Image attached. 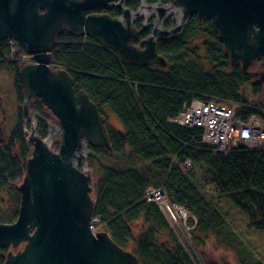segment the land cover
<instances>
[{
    "label": "trees",
    "instance_id": "obj_1",
    "mask_svg": "<svg viewBox=\"0 0 264 264\" xmlns=\"http://www.w3.org/2000/svg\"><path fill=\"white\" fill-rule=\"evenodd\" d=\"M157 1L145 0L149 4ZM125 6L134 11L139 0H128ZM108 14L119 17L110 10ZM171 26L170 19L164 22L165 28ZM196 27L192 15L181 34L158 40V53L167 59V67L123 63L113 50L90 36L84 38L66 29L57 33L50 47L52 63L66 69L76 94L85 92L101 115L104 107L109 108L123 127L122 131L105 127L110 150L87 143L86 162L94 189L93 218L114 243L131 251L139 264H201L194 249L209 235L218 246L234 253L236 264H264V255L255 254L243 240L209 188H215L216 199L227 197L236 209L250 216L248 229L264 232V151L238 148L215 152L203 142L200 128L169 122L193 99L248 102L240 88L252 78L239 66H229L222 44L209 25L204 33L211 43L203 47L206 60L214 67L206 71L197 60L198 48L188 47ZM151 31L152 24L139 33V39ZM6 41L0 40V59L8 53ZM6 65L15 68L14 92L22 102L25 93L20 66ZM261 88L259 83L250 84L252 95L260 96ZM28 105L29 112L36 114L37 136L45 138L46 107L36 97ZM252 105L264 107L261 102ZM250 114L252 111L245 110L240 115L246 118ZM29 147L21 120L7 137L0 135V223H13L17 218V183L25 173ZM197 171L205 176L204 184L197 180ZM156 188L162 189L171 206L181 207L189 215L186 225L192 244L181 242L180 231H174L160 206L147 200V191ZM7 197L9 201H5ZM9 247L0 248V264Z\"/></svg>",
    "mask_w": 264,
    "mask_h": 264
},
{
    "label": "water",
    "instance_id": "obj_2",
    "mask_svg": "<svg viewBox=\"0 0 264 264\" xmlns=\"http://www.w3.org/2000/svg\"><path fill=\"white\" fill-rule=\"evenodd\" d=\"M165 1L168 6L156 8L158 19L178 8L179 22L169 29L154 27L136 47L140 31L131 27L128 9L120 19L98 13L111 7L110 0H0V40L13 38L34 61L19 70L26 100L38 98L61 128L55 153L40 138L31 139L34 149L18 187L17 218L0 223V248L24 246L15 254L9 252L2 264H139L108 232L90 230L94 201L90 177L80 171L81 151L84 142L104 150H110V143L105 120L87 94L75 93L67 71L49 67L50 47L63 27L74 35L94 38L123 63L167 67V59L158 53V40L175 36L191 15L199 22L209 20L229 66L238 65L261 84L264 99V0ZM121 5L122 0L116 4ZM257 63L259 68L252 70ZM23 115H27L26 104Z\"/></svg>",
    "mask_w": 264,
    "mask_h": 264
},
{
    "label": "rangeland",
    "instance_id": "obj_3",
    "mask_svg": "<svg viewBox=\"0 0 264 264\" xmlns=\"http://www.w3.org/2000/svg\"><path fill=\"white\" fill-rule=\"evenodd\" d=\"M158 5H160L158 1L155 4H149L143 2L141 3L140 6H138L136 10L134 11L132 10L133 27L138 31H140L141 29L139 28V26H137V24L143 23L145 27L146 25L152 24V29L154 27L163 29L165 28L164 22L167 18H171L173 25L179 22L178 18L180 16V10L178 8H172L168 10L166 16H164L161 20H159L158 12L156 9ZM122 6L123 8H125V4H122ZM136 13L139 14L136 15ZM134 14L136 16H134ZM195 36L198 37H196V39L190 40L191 45L189 44L188 47H190L191 49L198 48L196 53L197 60L204 65L206 71H209L214 66L211 63H209V61L206 60L207 56H206L205 48L203 47V43L204 41L207 40V37L199 33H196ZM137 43L138 42L134 43L136 47L138 46ZM0 51H2V49H0ZM24 59L26 62H30L29 55L25 56ZM6 64L7 63H0V135L1 137H7V135H9V133L15 127L17 121L21 120L22 131L24 132V139L30 146L29 147L30 155L28 156L29 159L31 158V152L34 149L31 139L33 137L36 138L38 137L35 132V128L37 126L36 114L33 111L29 112L30 105L27 104L29 103V101L26 100L25 94H24L25 96L24 102H19L17 96L15 95L14 87H13V82L15 78V68L13 65H6ZM253 82L257 83L254 79H251V82L243 84L240 90L245 92V98L246 100H248L247 104L252 105L253 103L261 102L264 105V99L262 98L261 94L260 96L259 95L255 96L252 95L251 93L250 84ZM24 104H27L26 116L23 115V110H22ZM260 108H264V107H260ZM46 110H47L46 124L48 127V135L45 138H40V139L44 140L48 137H50V139H53L54 144L53 146L52 145L50 146L51 148L50 152L55 153L58 150L61 142V128L57 118L53 116V114L50 112V110L47 107ZM102 116L105 120V127L109 126L116 130L122 131L123 127L120 120L116 117V115H114V113L109 108L104 107ZM81 153L84 157L83 165L81 168L82 171L90 177V188H91L90 195L94 201L93 179L91 177L90 170L86 162V157L88 155L86 142L83 143ZM24 176L25 173L22 179L17 183V189L21 184ZM197 177H198L197 180L202 182L203 184L206 182L205 176H203L202 173L198 172ZM209 188H210V194L217 195V192L214 190L215 188L213 186H210ZM216 195H214L213 200L214 201L216 200L220 209L223 211V213L227 215V219L233 222L232 225L234 229L241 234L243 240L246 243L252 246L255 254H257L258 256L264 255V232L248 229L246 225L251 220L250 216L245 213H241L238 209H236L235 206L231 204V201L227 197H222L220 199L218 198L219 199L218 201V199H216L215 197ZM5 201H9L8 197L5 198ZM161 201H166L165 203H168L166 198H161L156 202L160 203ZM163 205H165L166 207L164 208L165 214L168 216L172 224L180 231L179 232L180 234L178 235L179 240H181V242H185V243L187 242V244H192V241H190L188 229L186 230L184 226V221L187 219V214L182 209L175 208L172 206H170L169 208L166 204H162V206ZM1 207L4 206L2 205ZM23 246L24 244H20L16 247H12L10 245L9 252L11 254H15L16 252L20 251L23 248ZM196 247L197 248L194 249L195 257L199 260V263L201 264H222V263L236 264V258L234 253L223 246H218L213 236L209 235L203 238V244H201L200 246L196 244Z\"/></svg>",
    "mask_w": 264,
    "mask_h": 264
},
{
    "label": "built area",
    "instance_id": "obj_4",
    "mask_svg": "<svg viewBox=\"0 0 264 264\" xmlns=\"http://www.w3.org/2000/svg\"><path fill=\"white\" fill-rule=\"evenodd\" d=\"M6 45H8V53L0 59V62L17 63L19 65L21 63L22 65L34 63L31 57L30 62L25 61L24 58L28 54L20 51L16 41L13 39L7 40ZM59 69L64 68L59 67ZM245 110L252 111V114L243 118L240 114H244ZM169 122L188 128H200L203 132V142L212 147L215 152L228 153L238 148L250 151H264V108L244 104L235 100L205 97L193 99L187 107H184ZM161 198H165L161 188L149 189L147 191L148 201L156 202ZM165 202L161 201L160 203H156L160 206L164 216L168 219L175 231L177 228L165 214V205L162 206V204H166L170 208L171 205ZM172 207L182 209L187 214L181 207ZM188 218L189 215L187 214ZM187 219L184 221L186 230L189 229L186 225ZM90 230L93 234L103 231L102 226L98 225V220L93 218V216Z\"/></svg>",
    "mask_w": 264,
    "mask_h": 264
},
{
    "label": "flooded vegetation",
    "instance_id": "obj_5",
    "mask_svg": "<svg viewBox=\"0 0 264 264\" xmlns=\"http://www.w3.org/2000/svg\"><path fill=\"white\" fill-rule=\"evenodd\" d=\"M121 0H110V4H112L111 5V7L110 8H108V9H105V10H100L98 13H101V12H104L105 14H107V15H109L108 14V12H109V10L111 11V12H113V13H119V17H116L117 19H120V18H122V15H123V12H124V10L125 9H128L129 11H130V13H129V16H130V22H131V26L133 27V23H132V17H133V15H132V10L131 9H129V8H127L126 6H125V8H123V6L121 5V8L120 7H118V6H116V4H118L119 2H120ZM163 1H165V0H163ZM128 2V0H122V4H126ZM143 2H145V0H139V6L141 5V3H143ZM158 3H159V1H158ZM160 5H166V6H168V2L167 1H165V3H162V0H160ZM123 8V9H122ZM139 14V13H138ZM110 16V15H109ZM134 16H136L135 14H134ZM165 16H166V14H165ZM192 16V15H191ZM195 16V15H194ZM111 17V16H110ZM196 17V16H195ZM113 18V17H112ZM170 19V21H172L171 20V18H167L166 20H165V22L166 21H168ZM189 19V18H188ZM139 20H141V19H139ZM196 20H197V27H196V29H195V32H194V35L192 36V38H191V40L192 39H196V37H198V36H195V34L196 33H199V34H203V35H205V31H206V26L208 27V25L210 26V28H211V30H212V32H214V30H213V28H212V26H211V22L209 21V20H203V21H201V22H199L198 21V19L196 18ZM125 22V21H124ZM185 23H187V21L185 22ZM185 25V24H184ZM184 25H183V27L181 28V30L175 35V36H178L179 34H181L182 33V31H183V29H184ZM137 26H139V28L141 29L140 30V32L141 31H143L146 27H145V25L143 24V23H138L137 24ZM147 27L149 26V25H146ZM175 25H173V26H171V27H169V28H173ZM169 28H163V29H169ZM62 29H65V27H63ZM139 32V33H140ZM215 33V32H214ZM216 34V33H215ZM83 36H84V38H86L88 35L87 34H82ZM208 35V34H207ZM175 36H172V37H175ZM209 36V35H208ZM208 36H207V40L206 41H204V43L203 44H205V43H211L209 40H208ZM148 37V36H147ZM217 37V36H216ZM169 38H171V37H169ZM11 39H13V38H6V39H2V40H11ZM143 39H145V38H141V39H139V35H138V38H137V40L135 41V42H138L137 43V45L139 44V42L141 41V40H143ZM168 39V38H167ZM14 40V39H13ZM14 41H16V40H14ZM134 42V43H135ZM220 42V41H219ZM16 43H17V47L19 48V50L20 51H23V52H25V53H27L26 52V50L21 46V44L20 43H18L17 41H16ZM221 43V42H220ZM22 49H21V48ZM140 48H142V47H140ZM28 54V53H27ZM29 55V54H28ZM30 56V55H29ZM225 56V55H224ZM31 57V56H30ZM32 59V58H31ZM33 60V59H32ZM0 63H5V62H0ZM7 64H16V65H18V66H20V68L23 66V65H19V64H17V63H7ZM33 64V63H32ZM228 64H229V62H228ZM238 66V65H237ZM49 67H50V69L51 70H53V71H57V70H59V67L60 66H56V65H54L53 63L52 64H50L49 65ZM235 67V66H234ZM259 67H258V63H257V65L255 66V67H253L252 68V70H257ZM62 70H65L66 71V69L64 68V69H62ZM262 87V86H261ZM261 90H262V88H261ZM22 102H24V100L22 101ZM26 102V101H25ZM27 103V102H26ZM28 104V103H27ZM26 104V105H27ZM21 109V108H20ZM22 110H23V108H22Z\"/></svg>",
    "mask_w": 264,
    "mask_h": 264
},
{
    "label": "bare ground",
    "instance_id": "obj_6",
    "mask_svg": "<svg viewBox=\"0 0 264 264\" xmlns=\"http://www.w3.org/2000/svg\"><path fill=\"white\" fill-rule=\"evenodd\" d=\"M178 15H179V14H178ZM179 19H180V16H179V18H178V21H179ZM53 144H54V140H53V139H50V137L44 139L43 142H42V145H43L45 148H47L48 150L51 149L50 146H51V145L53 146ZM80 171L83 172V171H82V168L80 169Z\"/></svg>",
    "mask_w": 264,
    "mask_h": 264
}]
</instances>
